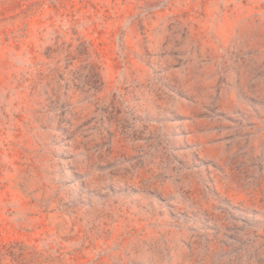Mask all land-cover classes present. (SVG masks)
Wrapping results in <instances>:
<instances>
[{
	"label": "rangeland",
	"instance_id": "obj_1",
	"mask_svg": "<svg viewBox=\"0 0 264 264\" xmlns=\"http://www.w3.org/2000/svg\"><path fill=\"white\" fill-rule=\"evenodd\" d=\"M0 264H264V0H0Z\"/></svg>",
	"mask_w": 264,
	"mask_h": 264
}]
</instances>
